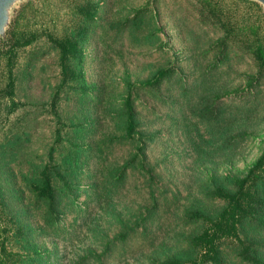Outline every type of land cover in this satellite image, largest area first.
<instances>
[{"label":"rangeland","instance_id":"1","mask_svg":"<svg viewBox=\"0 0 264 264\" xmlns=\"http://www.w3.org/2000/svg\"><path fill=\"white\" fill-rule=\"evenodd\" d=\"M76 1H27L31 4L23 12L19 28L42 36L19 51L17 109L8 113V101L0 96V145L8 142L9 146L18 139L15 157H19L5 161V167L10 172H28L31 163L41 166L50 160L51 154L54 161L59 160L64 151L72 148L71 140L82 139L79 142L84 147L92 146L85 155L77 154L85 160L80 174V189L84 190L75 209L65 211L53 228L43 225L42 218L28 206L29 193H23L20 182L15 185L22 191L23 205H17L18 199H10L9 208L27 206L28 222L35 228L33 237L46 256L45 264H154L152 257L159 244L165 242L164 246L172 247L178 234L189 232L191 226H184L181 221L184 211L190 206H211V202L203 200V183L213 173L243 172L260 154L264 146V74L258 76L246 54L233 57L217 69L211 67L212 56L205 52L221 32L198 20L193 0H104L84 48L87 96L80 104L72 89L60 91L53 106V95L60 83L58 57L44 33L61 34L72 25ZM27 2L16 8L15 15ZM233 2L225 0L223 5L236 10L238 18L247 15L254 19L255 13L246 9L244 3L240 2L235 9ZM143 6L154 11L160 27L156 43L136 46L124 37L116 41L114 30L107 29L109 23ZM257 19L264 34V17ZM33 52V65L21 77ZM170 64L174 65L175 74L163 81L157 91L133 90L140 129L149 135L144 162L152 168L154 178L148 179L150 174L146 170L134 167L128 170L118 192L103 195L102 184H109L113 169L124 163L135 148L118 140L110 145L115 125L104 116V108L93 112L98 89L102 91V100L111 104L123 94L125 77L132 81L143 79L152 68ZM255 77L257 82L253 83ZM4 82L0 60V89ZM210 88L222 92L215 104L223 106L227 116L234 114L232 117L246 120L249 126L245 139L234 151H222L216 157L202 155L200 149H195L199 134L207 136L198 109L211 94ZM79 122L85 129L76 133L73 124ZM97 148L103 155L95 156ZM94 182L97 188L93 190ZM155 206L156 216L132 231L130 235H134L127 242L119 241L121 226H125L121 221L126 225L137 222L135 219L142 215L135 213ZM80 209L85 213L74 212ZM89 253L101 254L100 260L84 262L83 256Z\"/></svg>","mask_w":264,"mask_h":264},{"label":"trees","instance_id":"2","mask_svg":"<svg viewBox=\"0 0 264 264\" xmlns=\"http://www.w3.org/2000/svg\"><path fill=\"white\" fill-rule=\"evenodd\" d=\"M103 1L77 0L73 6L72 25L66 27L61 34L51 31L44 33L46 42L57 52L58 57L60 83L53 95V106L60 91L72 89L78 94L77 100L80 104L87 96L89 86L83 68L84 48L98 22ZM193 1L197 7L198 20L221 32L216 40L210 41L205 52L212 56L211 67L217 69L228 64L233 57L238 58L241 54H246L252 59L258 76L264 74V34L257 19L264 17L261 6L252 0H233L235 9L242 2L246 9L255 13L254 19H251L247 15L238 18L235 15L236 10L223 5L225 0ZM30 4L27 2L17 12L5 37L0 39V60L5 79L0 96L8 101V113L15 111L19 106L15 99L19 81V51L42 36L35 31L19 28L23 12ZM107 29L114 30L113 37L116 41L124 37L136 46H153L159 39L157 33L160 31L154 11L147 6L129 11L128 15L123 14L122 18L111 21ZM34 57L33 52L21 77L27 75V68L32 67ZM174 74V65L170 64L152 68L143 79L132 81L125 77L123 94L118 101L111 104L102 100V91L98 89L99 97L96 96L97 106L93 112L98 107L104 108V116L115 125V133L109 137L110 145L114 140H118L135 148L124 163L113 169L108 178L109 184H102L103 195L118 192L128 177V170L132 171L134 167L146 170L150 174L148 179L154 178L151 174L152 168L144 162L145 143L149 135L140 129L141 122L134 109L133 90L137 88L142 91H157L162 82L172 78ZM256 82L257 77L253 83ZM210 92L205 104L198 109L207 136L199 134L195 149H200L202 155L216 157L224 153L222 151H234L245 139L249 126L244 119L237 121L232 117L234 114L228 113L227 116L226 109L215 104L222 96L220 89L216 91L210 88ZM212 98L216 99L210 101ZM73 127L76 133L82 132L84 128L81 122L74 123ZM81 136L79 137L85 138ZM17 140L9 146H6L8 142L0 145V264H45L46 256L38 249L33 237L35 228L28 222L27 206L9 208L10 199H18L17 205H23L22 191L15 184L20 182L23 193H29L28 206L42 218L43 225L53 228L65 211L72 212L77 206L76 201L81 190H84L80 189V174L85 162L77 154L85 155L92 146L84 147L82 142H79L83 141L82 139L71 140L72 148L69 152L64 151L59 160L54 161L51 154L50 160L41 166L31 163L28 172H10L5 167V161L18 159L19 156L15 157ZM97 150L95 156L103 155L98 148ZM88 173L96 174L91 171ZM96 188L97 184L94 182L93 190ZM201 194L205 198L203 200L211 202V206L196 205L187 208L181 221L184 226H191L189 232L178 234L172 247L164 246L165 242L159 244L152 257L153 263L264 264V146L258 157L243 172L213 173L203 183ZM150 196L154 202L155 196L151 189ZM81 211L85 213L83 209L74 210L79 213ZM156 213L157 206L150 207L134 214L142 215L135 219L137 222L131 221L132 223L126 225L125 221H121L125 226H121L119 241L127 242L134 235L130 233L138 226L147 224L146 221L156 216ZM100 256L101 254L89 253L88 256H83L82 260L88 263L92 259L94 262L100 260Z\"/></svg>","mask_w":264,"mask_h":264},{"label":"water","instance_id":"3","mask_svg":"<svg viewBox=\"0 0 264 264\" xmlns=\"http://www.w3.org/2000/svg\"><path fill=\"white\" fill-rule=\"evenodd\" d=\"M28 0H0V39L4 38L12 19L15 15L16 8ZM258 3L264 13V0H252Z\"/></svg>","mask_w":264,"mask_h":264}]
</instances>
